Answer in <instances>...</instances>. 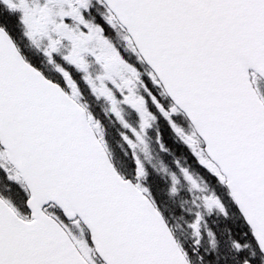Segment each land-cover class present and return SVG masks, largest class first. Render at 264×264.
Returning <instances> with one entry per match:
<instances>
[{"label":"snow or ice","instance_id":"snow-or-ice-1","mask_svg":"<svg viewBox=\"0 0 264 264\" xmlns=\"http://www.w3.org/2000/svg\"><path fill=\"white\" fill-rule=\"evenodd\" d=\"M0 264H264V0H0Z\"/></svg>","mask_w":264,"mask_h":264}]
</instances>
